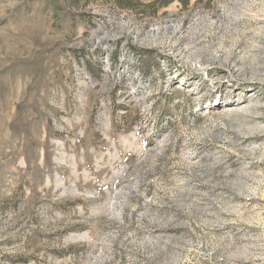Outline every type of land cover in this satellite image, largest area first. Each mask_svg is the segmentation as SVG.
Returning a JSON list of instances; mask_svg holds the SVG:
<instances>
[{
  "label": "rangeland",
  "instance_id": "374dc122",
  "mask_svg": "<svg viewBox=\"0 0 264 264\" xmlns=\"http://www.w3.org/2000/svg\"><path fill=\"white\" fill-rule=\"evenodd\" d=\"M0 264H264V0H0Z\"/></svg>",
  "mask_w": 264,
  "mask_h": 264
},
{
  "label": "built area",
  "instance_id": "2783aa9c",
  "mask_svg": "<svg viewBox=\"0 0 264 264\" xmlns=\"http://www.w3.org/2000/svg\"><path fill=\"white\" fill-rule=\"evenodd\" d=\"M182 9V8H181ZM193 8H190V9H188V10H181V13H179V14H177L178 15V17H180V16H182V17H184L185 16V13H190L191 12V10H192Z\"/></svg>",
  "mask_w": 264,
  "mask_h": 264
},
{
  "label": "trees",
  "instance_id": "16d2710c",
  "mask_svg": "<svg viewBox=\"0 0 264 264\" xmlns=\"http://www.w3.org/2000/svg\"><path fill=\"white\" fill-rule=\"evenodd\" d=\"M160 1H162V0H160ZM179 1H181L184 4H188V2H189V0H179Z\"/></svg>",
  "mask_w": 264,
  "mask_h": 264
}]
</instances>
